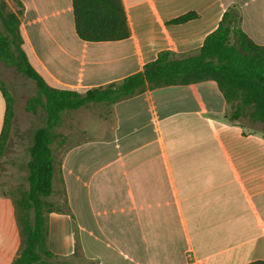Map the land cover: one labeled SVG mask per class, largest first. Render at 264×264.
Returning a JSON list of instances; mask_svg holds the SVG:
<instances>
[{"label":"crops","instance_id":"1","mask_svg":"<svg viewBox=\"0 0 264 264\" xmlns=\"http://www.w3.org/2000/svg\"><path fill=\"white\" fill-rule=\"evenodd\" d=\"M2 1L18 15L23 49L46 82L82 93L143 72L162 51L196 55L231 7L242 31L264 46V0H122L131 35L112 42L78 37L72 0ZM189 13L197 18L172 23ZM98 105L110 122L65 150L54 179L51 197L62 194L63 210L47 214V245L57 260H264V123L232 121V105L213 80ZM5 110L0 91V135ZM0 205V264H13L22 241L13 208Z\"/></svg>","mask_w":264,"mask_h":264},{"label":"trees","instance_id":"2","mask_svg":"<svg viewBox=\"0 0 264 264\" xmlns=\"http://www.w3.org/2000/svg\"><path fill=\"white\" fill-rule=\"evenodd\" d=\"M20 5V3H18ZM76 34L86 42L126 40L131 31L122 0H72ZM197 18L186 14L172 21L182 24ZM240 14L235 7L223 15L219 26L210 33L200 51L190 57L176 58L169 51L159 53L157 59L143 72L126 77L120 83L89 89L85 92L50 86L34 68L23 49L24 39L17 14L0 2V63L32 80L37 94L26 103V111L45 113V126L33 133L27 164L28 189L17 201L22 234V250L13 264H73L57 260L48 249L47 214L62 211L53 207L49 198L54 194V179L60 172L52 145L54 130L67 111L90 104L112 105L146 88L156 89L189 85L213 80L232 105L231 120L243 116L264 123V46L257 45L240 28ZM0 91L6 103L4 123L0 135V159L8 143L14 120L12 93L0 79ZM250 110L247 111V108ZM65 143V139L62 140ZM75 254H78L76 248ZM248 264H264V260Z\"/></svg>","mask_w":264,"mask_h":264},{"label":"rangeland","instance_id":"3","mask_svg":"<svg viewBox=\"0 0 264 264\" xmlns=\"http://www.w3.org/2000/svg\"><path fill=\"white\" fill-rule=\"evenodd\" d=\"M0 79L15 99L14 116L16 114L17 131L24 129L22 135L17 136V131L15 132L16 138L11 143L8 140L4 154L0 159V203L8 201L9 208H13L22 241L19 223L20 211L16 204L21 193L28 189L27 164L30 160L29 147L32 144L33 133L36 129L45 126L46 116L42 110L38 114L26 111L27 100L37 94V87L32 80L18 74L13 68H8L2 63H0ZM105 110L97 104L67 111L63 114L61 124L54 130L55 138L52 145L57 164L68 147L86 140L91 129L100 123L110 122ZM86 128H88L87 133H85ZM63 139H65L64 144L62 143ZM49 201L53 207L62 205L63 196L59 194L55 198L50 197ZM78 263L88 264L79 260Z\"/></svg>","mask_w":264,"mask_h":264}]
</instances>
